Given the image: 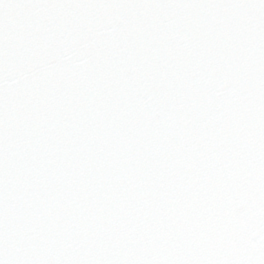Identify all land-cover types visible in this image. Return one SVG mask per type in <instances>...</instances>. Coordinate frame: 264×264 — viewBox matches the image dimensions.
I'll list each match as a JSON object with an SVG mask.
<instances>
[{"label":"snow or ice","instance_id":"snow-or-ice-1","mask_svg":"<svg viewBox=\"0 0 264 264\" xmlns=\"http://www.w3.org/2000/svg\"><path fill=\"white\" fill-rule=\"evenodd\" d=\"M0 264H264V0H0Z\"/></svg>","mask_w":264,"mask_h":264}]
</instances>
